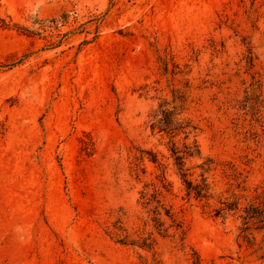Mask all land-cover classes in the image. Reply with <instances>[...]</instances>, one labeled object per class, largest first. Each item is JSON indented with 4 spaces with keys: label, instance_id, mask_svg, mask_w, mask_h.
I'll return each instance as SVG.
<instances>
[{
    "label": "rangeland",
    "instance_id": "1",
    "mask_svg": "<svg viewBox=\"0 0 264 264\" xmlns=\"http://www.w3.org/2000/svg\"><path fill=\"white\" fill-rule=\"evenodd\" d=\"M253 73L264 97V0H0V264H151L123 244L147 236L162 264H264L237 245L240 213L212 212L264 191V141L235 107ZM187 85L201 158L184 169L198 184L213 161L209 202L187 196L171 138L150 128ZM162 172L184 235L142 204Z\"/></svg>",
    "mask_w": 264,
    "mask_h": 264
},
{
    "label": "trees",
    "instance_id": "2",
    "mask_svg": "<svg viewBox=\"0 0 264 264\" xmlns=\"http://www.w3.org/2000/svg\"><path fill=\"white\" fill-rule=\"evenodd\" d=\"M254 57L251 50L248 55L244 58L246 64L248 65V70L253 69ZM251 82L244 90V97L241 100L235 101L236 109L242 114V122H248L249 129L246 131L248 139L255 141H264V97L262 94V83L257 74L253 73L251 75ZM172 100H163L162 103L158 105L157 110L152 115L151 131L153 133H158L171 138V145L169 151L175 162V166L179 171V176L185 186L186 194L188 197H193L196 200H205L209 202L212 199V190L210 183L208 182L209 174L213 169L214 164L211 159H207L198 168L201 170L200 182L198 184L193 183L192 180L188 178V173L185 168L186 161L188 159L201 158V151L197 140V132L199 128L190 120L189 118L183 117L184 112L187 110L186 105L188 102L189 86H185L184 91L172 90ZM256 127L259 131L256 130ZM182 136V144L179 147L175 139ZM252 136V138H251ZM140 160H143V154ZM149 161L151 163H157V158L153 154H149ZM133 173L136 179L139 178V167L134 164ZM233 176L237 177L236 169L232 170ZM142 173L145 171L142 169ZM236 173V174H235ZM160 183V187L155 190L154 194L148 196L147 193H141V200L145 207L150 206L151 203H155L152 213L154 218L152 222L155 228L159 232L166 231L163 229L164 223L158 218L161 214L165 218L172 222L175 231H179L180 234L184 235L182 227L176 222L174 214L171 209L165 207L162 202L163 192L169 193L171 189V184L167 182L165 173L162 172L157 178ZM243 196L237 197L231 194L229 198H219V207L214 209L215 217H226L239 214L238 219L240 220V225L237 228V245L239 248L244 246L248 250H253L254 253H261L264 255V191L255 192L251 200H249L243 208H240V200ZM258 235H261L262 239H258ZM123 244L136 246L143 251L151 253V264H162L160 260L156 257L154 246L155 241L151 236L142 237L138 241H128L126 238L123 239ZM143 264H149L144 261ZM193 264H200L198 257L195 258Z\"/></svg>",
    "mask_w": 264,
    "mask_h": 264
}]
</instances>
